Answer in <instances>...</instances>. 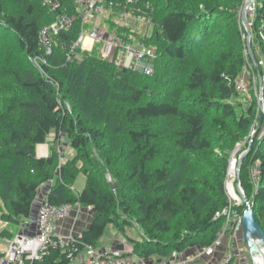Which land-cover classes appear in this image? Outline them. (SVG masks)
<instances>
[{"label":"trees","instance_id":"obj_1","mask_svg":"<svg viewBox=\"0 0 264 264\" xmlns=\"http://www.w3.org/2000/svg\"><path fill=\"white\" fill-rule=\"evenodd\" d=\"M12 1L26 5L25 10L5 13L4 1L0 0L3 16L0 27L6 34H15L17 47L28 60L45 55L49 63L41 64L42 74L25 63L13 66L4 77L12 82L11 91H14L9 109L22 110L28 117L22 126L19 117L8 130L9 136L0 141V184H4L1 198L9 209L3 220L20 224L30 218L39 189L54 178L48 194L53 204L79 200L96 214L83 232L80 246L84 243L97 246L110 224L123 230L137 213L135 218L144 230L145 239L131 238L130 243L133 252L142 258H149L150 253L167 257L174 250L183 252L192 246L213 243L223 222V218L216 219V214L228 205L224 174L212 176L210 171L205 172V166H200L202 176L210 184L203 185L193 174L184 177L176 200L169 191L170 160L164 157L160 163L155 161L162 137L157 130L161 120H182L184 127L175 129L171 137L174 145L186 154L212 147L214 140L206 129L211 109L216 124L232 119L245 131L251 128V108L249 114L238 116L229 102L247 65L243 56L222 52L221 61L228 66L225 72L218 68V59L209 73L195 67L187 74L183 71L178 80L173 71V59L183 60L190 46L213 37L216 27L221 25L214 15L222 11L207 2L205 8L200 11L197 8V13L181 9L184 0H141L152 4L153 18L159 25L149 40L157 50L155 71L152 76H146L118 69L95 51L78 48L82 59H68L65 50L78 40L83 21L75 0H59L61 7L55 13L42 6L43 0ZM60 13L75 14L77 19L71 29L56 35L52 54L47 55L40 32L54 23ZM256 15L255 31L261 34L264 0H260ZM209 86L217 89L215 97L207 93ZM187 90L199 91L201 99L187 106L184 97ZM202 104H205L202 109L194 110ZM52 133L56 134V141L67 137L76 151L73 158L60 166L55 165V154L44 158L36 154V147L44 144ZM263 145L264 139L254 143L245 159V165L258 161V184L255 185L250 175L244 191L252 201L259 223L258 217L264 213ZM106 170L117 180L116 189L108 183ZM79 171L85 176L86 186L74 196L70 187L77 181ZM122 215L126 220H120ZM167 234L172 240L166 242L162 238ZM51 252L43 262L34 264H69L66 254L58 249Z\"/></svg>","mask_w":264,"mask_h":264},{"label":"rangeland","instance_id":"obj_2","mask_svg":"<svg viewBox=\"0 0 264 264\" xmlns=\"http://www.w3.org/2000/svg\"><path fill=\"white\" fill-rule=\"evenodd\" d=\"M5 13L14 12L16 9L25 10L26 5H22L21 3L12 1V0H3ZM122 2L123 0H118ZM158 1V0H155ZM249 0H184L182 3L181 9H186L188 12H197L203 8H205L206 2L211 3L212 5H216L219 9L218 11H222L221 13H215V21L221 23L220 27H216L213 32V37L209 38L205 43H199V45L190 46L188 49L185 58L183 60L173 59L172 65L175 67L173 71L176 72L178 80H180L183 74H187L195 67H202L204 71L208 73L215 67V61L220 60L218 68L227 71V64L223 63L220 58L222 52H231L235 53L237 56H243L246 60V67L241 71L237 82H240L237 85H240V90H237L234 93L233 97L229 100L237 112L238 116L249 114V109L251 108L252 113H250V117L252 119L250 129L248 131L243 130L240 126H238L235 121L232 119L222 120L219 124L215 123V120H212L215 117L213 110H210V115L208 121H210L207 125V132L210 135V138L213 139L212 147L204 152H194V153H182L181 150L174 145V140L171 135L175 131V129L184 127L182 120L173 119L171 121L161 120L157 130H159L162 135L159 140V153L156 156L157 163H160V160L164 157H167L171 164L169 166L170 174L172 181L170 183L169 191H172L174 194V199L179 198V191L181 188L182 180L184 177L188 178L189 175L193 174L202 180V184L209 185L210 182H206L205 178L201 174L200 166H205V172L210 171L211 175H220L224 174L225 177V189L229 199V192L227 191V187L230 186L234 188L235 191H239L241 193L246 194V187L248 186L250 175L255 179V185L258 184V178L256 171L258 168L256 167L257 162L253 164L245 165L246 156L250 153L254 143L259 144L260 140L264 139V37L260 33L255 31L254 23L257 17V11L260 7V0H252V2L247 6ZM144 1L141 2L139 0L140 6L144 5ZM75 3V1H74ZM43 6V2H42ZM197 8L199 11H197ZM143 10L146 11V8L143 6ZM124 11V10H123ZM3 12V13H4ZM112 12V11H111ZM111 12L100 13L97 16L106 21V19H112L113 17H117L118 13L113 11ZM212 13V12H211ZM209 15H212V14ZM214 19V18H213ZM246 19V20H245ZM0 20L3 21V16L0 13ZM155 19V29L159 28V25ZM101 21V22H104ZM107 24V22H106ZM51 25V24H50ZM74 25V24H73ZM72 25V26H73ZM100 25V23L98 24ZM1 26V25H0ZM89 26V24H88ZM87 26V27H88ZM124 29V27H120ZM141 30L139 29V33L137 34V38L140 40H152L154 36V29L152 30L153 35L150 38L144 37ZM87 33V32H86ZM127 34V33H126ZM128 35V34H127ZM18 38H16L15 34L9 33L6 34L5 29L0 27V141L3 138L8 137V130L11 129L16 124V121L21 118L20 125L24 124V121L27 120L28 114L23 112L22 110H18L15 112L13 107H10L11 97H13L12 82L8 79H5V75H7L8 71H12L13 66L18 67L19 65H23L27 63L31 67H33L38 73H43L42 63H49V60L45 57V55L41 56H33L29 60L26 55L22 54L17 47ZM56 38L54 37L53 42L45 44L42 41V47L45 50L47 55H51L52 53L48 51L47 48H51L53 45H56ZM147 47L154 48V46L150 45L151 41H145ZM48 45V47H47ZM263 45V46H262ZM88 48V38L85 37L83 44L80 46L79 50L83 51V49ZM17 48L19 50H17ZM101 45L98 44L95 46L94 50L96 53H99ZM52 49V48H51ZM68 53L69 59H75V57L70 58V49L69 47L65 50ZM251 51L255 57V63H253ZM155 66V63L154 65ZM155 71V68H154ZM10 74V73H8ZM216 91L214 87L209 86L207 93L216 96ZM199 91H189L187 90L184 93V97L186 100V105L191 106L195 100L201 99ZM24 97V96H22ZM218 97V96H217ZM205 104L196 106L194 108L195 111L202 109ZM218 117V116H217ZM238 121V120H236ZM42 146V147H41ZM264 147V145H263ZM36 154L38 157L42 155V150L44 154L42 158L48 157L51 154H55V165L60 166V164L65 163L68 159L73 158L76 155V151L71 148L69 140L67 137H62L60 141H56L55 136H49L44 142V144H40L36 147ZM41 152V153H40ZM240 159L242 163L240 164ZM77 164L81 167L83 166L82 161H78ZM199 164V165H198ZM1 167V166H0ZM198 168V169H197ZM77 177V181L72 186L75 189L70 187V191L74 194V196H78L79 193L86 186L85 176L82 172L79 171ZM106 179L108 183H112L113 189H116L117 180L112 177V175L106 170ZM204 182V183H203ZM4 184H0V198L3 196L2 188ZM48 184H44L42 187V191L45 192ZM40 191V192H42ZM78 193V194H77ZM237 202H233V206ZM40 203H38L39 205ZM239 212H243V205L237 207ZM83 211H90L86 206ZM92 212V211H90ZM9 209L8 205L0 199V248L2 251L6 252L8 246L7 240L12 239L15 235L19 234L22 230L21 226H25L24 223H32L36 222L37 218H31L30 221H23L24 223H20L21 226H18V223L8 222L3 220V216L8 215ZM95 212L91 213V217L93 220L95 216ZM139 213L135 215L138 217ZM130 218V224H126L124 229L121 230L119 227H116L114 224H110L105 231V234L101 239L96 243V245L103 249H111L112 246H116L120 241L127 240V242H131V238L137 241H142L145 239L143 236V228L138 224L136 218ZM86 218V217H85ZM127 217L121 216L120 220H126ZM260 222L264 225V213L259 215ZM176 220V218H175ZM70 222V221H69ZM79 226L85 229V224L87 223L85 220L80 221ZM174 222V221H173ZM240 220H237L235 232L236 240L238 242L235 245V260L231 264H258L254 261L253 256L250 255L249 248L247 243L242 238V227H239ZM83 225V226H82ZM176 229V227L174 228ZM235 237V236H234ZM162 240L170 241L172 240L171 235H164ZM95 247V245H93ZM225 248H220L219 250L224 251ZM148 251V250H147ZM52 253V252H51ZM50 253V254H51ZM150 253V251H149ZM4 255V253H2ZM49 254V255H50ZM221 252L218 251L219 257H221ZM148 255V254H147ZM150 253L149 258L159 259L158 256ZM1 256V255H0Z\"/></svg>","mask_w":264,"mask_h":264},{"label":"built area","instance_id":"obj_3","mask_svg":"<svg viewBox=\"0 0 264 264\" xmlns=\"http://www.w3.org/2000/svg\"><path fill=\"white\" fill-rule=\"evenodd\" d=\"M75 4L81 9L78 13L83 21L79 38L70 47V58L78 57L82 59V56L77 53V49L80 48L85 37H87L91 44L95 46L101 45L100 57L103 60L112 62L118 69L122 68L146 76L153 75L155 68L153 65L157 58V50L147 47L145 44L147 40L137 38L135 41L131 35L123 32L119 33L117 28L109 31L100 25L91 28L86 27L89 24V19L104 11L111 10L118 13L121 22H123L122 27H124V24L133 31L134 28L136 29L140 25L139 28H144V30H141L144 37L150 38L153 32L156 31L151 3L147 2L144 4L146 11L143 10V6H140L139 0H125L124 3L118 0H75ZM43 6L51 13H55L61 7L59 0H43ZM76 19L77 15L75 14H58L54 23L45 26L41 30V44L42 41L45 44L50 43V41L53 42L57 34L71 29ZM128 21H130L132 27L127 24ZM153 29L154 31L152 32ZM261 35L264 37V32ZM89 45L83 51L89 52L91 49ZM51 48H47V53L52 51ZM237 84V89L240 90L239 88L242 87ZM54 180L53 178L45 182L48 184L45 192L42 191L45 183L39 189L45 195L39 202L38 217L36 222L33 223L34 232L28 233L24 231L15 235L12 239H8L6 243L8 248L6 252H3L1 264H34L35 262H43L42 260L51 251L57 249L62 254H66L69 264H231L236 257V247L234 246L238 242L236 240L237 233L235 232L236 222L240 220L241 223L244 212L252 207L251 200L244 204L242 193L236 192L234 188L228 186L227 191L229 192L230 202L228 201V205L224 206L216 214V219L223 218V222L213 243L206 246H192L190 247L193 250L192 253L186 256H181L185 251L174 250L167 257L159 256V259L142 258L133 252V245L127 240L120 241L116 246H112L111 249H101L87 243L80 246L84 230L79 228V223L81 224V220L89 222L92 209L87 207L90 211H83L85 206L79 200L73 203H62L61 205L53 204L49 200L48 194L55 183ZM237 199L238 203L233 206V202H237ZM240 205L245 207L243 212H239L237 208ZM240 226L242 227V223L239 224ZM224 246L226 247L219 258L218 251Z\"/></svg>","mask_w":264,"mask_h":264},{"label":"crops","instance_id":"obj_4","mask_svg":"<svg viewBox=\"0 0 264 264\" xmlns=\"http://www.w3.org/2000/svg\"><path fill=\"white\" fill-rule=\"evenodd\" d=\"M74 5H76L75 3H74ZM77 6V5H76ZM81 9H80V7L79 6H77V11H80ZM105 12V11H104ZM103 12V13H104ZM106 12H111V10H108V11H106ZM112 14H114L113 13V11L111 12ZM98 15H100V14H97L94 18H91V19H89L90 21H89V28H91V27H94V26H96V25H98L99 23H100V26H102V28H107L109 31H112V30H114V29H119L120 30V27H121V25H122V23L123 22H121V20H120V18H119V16H115V17H113V20L112 19H106V21H104L103 19H101L100 17H98L97 18V16ZM101 21H104V22H101ZM106 22H107V24H106ZM120 23V24H119ZM87 24V23H86ZM127 24H129V26L130 27H132L131 25H130V21H128L127 22ZM123 26H124V29H122V32L123 33H127L128 35H131L133 38H134V40L136 41V39H137V34H138V30L140 29L139 27H140V25H138L137 27H136V29L134 28L133 29V31H132V29H130V28H128L126 25H124L123 24ZM86 27H87V25H86ZM126 27V28H125ZM81 28H82V26H81ZM87 29V28H86ZM80 32H81V30H80ZM89 41H88V45H89ZM90 47H91V49L89 50V52H94L95 50H94V48H95V45H93V44H91L90 43V45H89ZM86 48V47H85ZM88 52V51H87ZM51 135H52V137H54L55 136V138H56V134L55 133H52V134H50V137H51ZM44 153H42V155H43ZM42 155H40V157H42ZM73 186V185H72ZM71 186V187H72ZM48 188V187H47ZM46 188V189H47ZM73 189H75L74 187H73ZM78 194V193H77ZM80 194V193H79ZM44 193H42V192H38V194H37V199L35 200V203H34V206H33V210H32V215L30 216V218H28V219H26L25 221H30V219L31 218H37L38 217V209H39V205H38V203L40 202V200L44 197ZM38 197H39V200H38ZM92 217H90V219H89V222L87 223V224H85V229L84 228H81L80 226H79V228H81L82 230H86L87 228H88V226L90 225V223L92 222ZM22 223H24V222H22ZM34 222H32V223H24V224H27V225H23V226H21L20 224H18V226H21V232L20 233H23L24 231H27L28 233H32V232H34V224H33ZM83 226V225H82ZM238 241V240H237ZM236 244V243H235ZM226 246H224L223 248H225ZM235 247V246H234ZM192 249L191 248H189V249H187V250H185V252H183L182 254H181V256H186V255H188V254H191L192 253ZM221 253H222V250H219ZM0 252L1 253H3L4 251H2V249L0 248ZM222 255V254H221ZM2 256H3V254L1 255V258H2ZM219 256V255H218ZM1 258H0V261H1ZM220 258V257H219ZM0 264H1V262H0Z\"/></svg>","mask_w":264,"mask_h":264},{"label":"water","instance_id":"obj_5","mask_svg":"<svg viewBox=\"0 0 264 264\" xmlns=\"http://www.w3.org/2000/svg\"><path fill=\"white\" fill-rule=\"evenodd\" d=\"M252 2V0H249L247 3V6ZM246 20V19H245ZM251 56L253 63L257 65L255 62V57L253 52L251 51ZM242 163V160L240 159L239 167ZM244 204L249 202V197L244 193H242ZM242 223V238L247 243L250 255L254 257V254L258 253L260 250V255H262V260L264 263V228L257 221L254 207L248 208L241 219Z\"/></svg>","mask_w":264,"mask_h":264},{"label":"bare ground","instance_id":"obj_6","mask_svg":"<svg viewBox=\"0 0 264 264\" xmlns=\"http://www.w3.org/2000/svg\"><path fill=\"white\" fill-rule=\"evenodd\" d=\"M41 147H42V146H41ZM41 152L44 153L43 150H42ZM41 152H40V153H41ZM260 252H261V250H260L258 253L254 254L253 259H254V261H256L258 264H264V263H263V260H262V255H260Z\"/></svg>","mask_w":264,"mask_h":264}]
</instances>
